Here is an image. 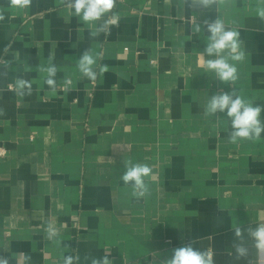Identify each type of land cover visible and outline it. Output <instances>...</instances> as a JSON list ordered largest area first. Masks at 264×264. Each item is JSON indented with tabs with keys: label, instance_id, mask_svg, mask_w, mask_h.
<instances>
[{
	"label": "crops",
	"instance_id": "obj_1",
	"mask_svg": "<svg viewBox=\"0 0 264 264\" xmlns=\"http://www.w3.org/2000/svg\"><path fill=\"white\" fill-rule=\"evenodd\" d=\"M213 7L116 0L86 24L64 0H0V256L9 264H63L66 256L163 264L188 242L213 264H264V250L243 231L264 225V133L232 143L226 111L206 112L212 95L233 87L264 104V5ZM217 17L239 32L245 53L229 60L235 82L207 68L215 56L201 58L203 22ZM105 20L109 32L91 36ZM85 50L97 57L95 80L77 67ZM50 58L54 90L39 71ZM17 79L31 83V95L17 94ZM129 161L151 168L143 196L121 179ZM237 226L248 249L241 259Z\"/></svg>",
	"mask_w": 264,
	"mask_h": 264
},
{
	"label": "clouds",
	"instance_id": "obj_2",
	"mask_svg": "<svg viewBox=\"0 0 264 264\" xmlns=\"http://www.w3.org/2000/svg\"><path fill=\"white\" fill-rule=\"evenodd\" d=\"M67 6L73 10V14L80 17L86 24L101 21L106 14L110 13L115 6L116 0H64ZM190 7H202L205 10H213V6L220 3H226L227 0H188ZM12 5L27 6L31 0H10ZM260 5H264V0H258ZM257 16L264 21V7L257 8ZM4 16L0 14V21ZM114 22V21H111ZM206 31L209 33L206 47L201 52V58L205 56L215 59H206V66L209 70L215 72L216 77L220 82H235L238 79L237 67L235 64L229 63V60L243 62L245 53L240 49L241 41L239 40V32L225 26L223 20L217 17L213 21L204 20ZM110 21L105 20L98 28L90 32L93 37L98 36L101 32H109ZM201 24L196 23L192 27V31L199 33ZM97 65V57H94L89 50H85L80 56L77 67L83 76L88 79L95 80L96 72L93 70ZM39 71H46L47 77L45 83L53 90L56 82L52 77L56 75L57 68L49 61L47 68H40ZM107 66H100V72H106ZM27 89V92L24 91ZM31 83L24 79H17L16 90L19 96L31 95ZM226 111L227 117L231 120L232 131L228 135L230 142L235 143L238 139L259 140L261 133H264V122L261 120V113L264 112V104L253 106V102L241 97L237 89L234 87L230 92L221 91L219 94L211 96L207 104L206 112L215 115L217 112L223 113ZM0 115H3V109H0ZM129 161L126 164L127 171L122 175L121 179L125 184L134 182L132 187L134 194L143 196L148 192V186L145 183L144 177L148 176L151 168L147 164L137 163L131 165ZM47 231L48 239H51L55 234L53 231ZM247 231L249 237L255 241L257 250H264V225H258L255 228L248 227L243 229ZM234 234L239 241L234 243L233 247L237 253V259L245 258L248 254V249L243 243L242 228L237 226ZM30 260V257H25ZM73 257L66 256L63 258V264H73ZM78 259V257L76 258ZM0 264H9L6 257L0 256ZM92 264H110L107 256L93 258ZM163 264H213L211 254L208 251H200L193 247L191 242L184 244L181 247L173 249L171 258L163 261Z\"/></svg>",
	"mask_w": 264,
	"mask_h": 264
},
{
	"label": "built area",
	"instance_id": "obj_3",
	"mask_svg": "<svg viewBox=\"0 0 264 264\" xmlns=\"http://www.w3.org/2000/svg\"><path fill=\"white\" fill-rule=\"evenodd\" d=\"M4 156V152L0 150V157Z\"/></svg>",
	"mask_w": 264,
	"mask_h": 264
}]
</instances>
